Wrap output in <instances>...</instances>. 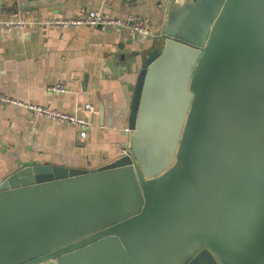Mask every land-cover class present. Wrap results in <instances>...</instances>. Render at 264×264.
I'll return each instance as SVG.
<instances>
[{"label":"water","instance_id":"95a60500","mask_svg":"<svg viewBox=\"0 0 264 264\" xmlns=\"http://www.w3.org/2000/svg\"><path fill=\"white\" fill-rule=\"evenodd\" d=\"M167 13L125 153L0 182V264H264V0Z\"/></svg>","mask_w":264,"mask_h":264},{"label":"crops","instance_id":"0c3cea01","mask_svg":"<svg viewBox=\"0 0 264 264\" xmlns=\"http://www.w3.org/2000/svg\"><path fill=\"white\" fill-rule=\"evenodd\" d=\"M168 1L0 0V92L76 113L93 124L84 137L75 126L0 105V182L38 165L93 170L125 153L131 142L128 115L138 72L144 56L163 40ZM89 11L113 18L147 16L153 33L88 25L62 30L45 24ZM20 18L29 22L22 31H8L2 24ZM58 83L69 91L49 90Z\"/></svg>","mask_w":264,"mask_h":264},{"label":"built area","instance_id":"2783aa9c","mask_svg":"<svg viewBox=\"0 0 264 264\" xmlns=\"http://www.w3.org/2000/svg\"><path fill=\"white\" fill-rule=\"evenodd\" d=\"M4 28L8 31H22L29 24L27 19H9L2 21ZM45 24L56 29H74L81 26H120L141 34L150 35L153 33V21L147 16L127 15L124 18H113L102 12L89 11L77 17L51 18ZM49 90L66 94L69 90L64 83H58L49 87ZM0 105L17 106L28 111L34 118H46L59 124L75 126L82 136L86 137L92 129L93 124L85 117L76 113L55 109L47 105L36 104L31 101L21 100L0 92ZM87 110H92V105H86Z\"/></svg>","mask_w":264,"mask_h":264}]
</instances>
